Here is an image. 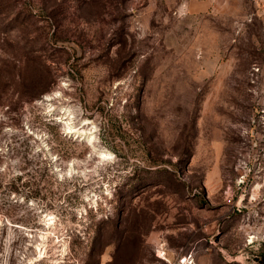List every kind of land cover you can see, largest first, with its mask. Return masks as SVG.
<instances>
[{
	"label": "rangeland",
	"instance_id": "rangeland-1",
	"mask_svg": "<svg viewBox=\"0 0 264 264\" xmlns=\"http://www.w3.org/2000/svg\"><path fill=\"white\" fill-rule=\"evenodd\" d=\"M264 260V0H0V264Z\"/></svg>",
	"mask_w": 264,
	"mask_h": 264
},
{
	"label": "flooded vegetation",
	"instance_id": "flooded-vegetation-1",
	"mask_svg": "<svg viewBox=\"0 0 264 264\" xmlns=\"http://www.w3.org/2000/svg\"><path fill=\"white\" fill-rule=\"evenodd\" d=\"M256 262H257L258 264H264V260H263L262 258H257V259H256Z\"/></svg>",
	"mask_w": 264,
	"mask_h": 264
}]
</instances>
